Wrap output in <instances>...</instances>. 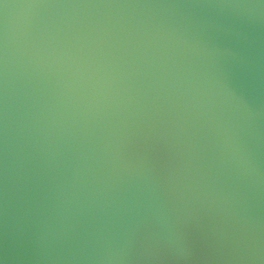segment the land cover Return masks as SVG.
Segmentation results:
<instances>
[{
	"label": "water",
	"instance_id": "95a60500",
	"mask_svg": "<svg viewBox=\"0 0 264 264\" xmlns=\"http://www.w3.org/2000/svg\"><path fill=\"white\" fill-rule=\"evenodd\" d=\"M0 264H264V0H0Z\"/></svg>",
	"mask_w": 264,
	"mask_h": 264
}]
</instances>
